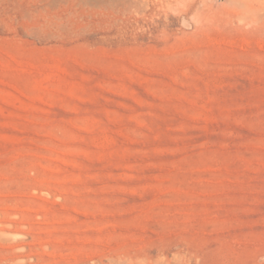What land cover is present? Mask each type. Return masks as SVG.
<instances>
[{"label":"rangeland","instance_id":"1","mask_svg":"<svg viewBox=\"0 0 264 264\" xmlns=\"http://www.w3.org/2000/svg\"><path fill=\"white\" fill-rule=\"evenodd\" d=\"M0 264H264V0H0Z\"/></svg>","mask_w":264,"mask_h":264},{"label":"bare ground","instance_id":"2","mask_svg":"<svg viewBox=\"0 0 264 264\" xmlns=\"http://www.w3.org/2000/svg\"><path fill=\"white\" fill-rule=\"evenodd\" d=\"M5 237V236H4ZM7 238H9V237H7ZM11 238V237H10ZM14 239V238H13ZM10 240V239H9ZM20 248V247H19Z\"/></svg>","mask_w":264,"mask_h":264}]
</instances>
